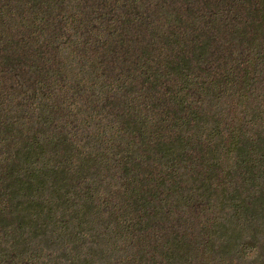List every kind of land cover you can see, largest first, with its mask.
Wrapping results in <instances>:
<instances>
[{
    "label": "trees",
    "instance_id": "obj_1",
    "mask_svg": "<svg viewBox=\"0 0 264 264\" xmlns=\"http://www.w3.org/2000/svg\"><path fill=\"white\" fill-rule=\"evenodd\" d=\"M242 257L264 262V0H0V264Z\"/></svg>",
    "mask_w": 264,
    "mask_h": 264
},
{
    "label": "rangeland",
    "instance_id": "obj_2",
    "mask_svg": "<svg viewBox=\"0 0 264 264\" xmlns=\"http://www.w3.org/2000/svg\"><path fill=\"white\" fill-rule=\"evenodd\" d=\"M238 248H239V251H241V252H239V254L241 255V254H243V250L246 248V244H243V246L239 245ZM254 260H255V258H252V257H242V259L240 260V263H238V264H258ZM223 264H225V263H223ZM261 264H264V262Z\"/></svg>",
    "mask_w": 264,
    "mask_h": 264
}]
</instances>
